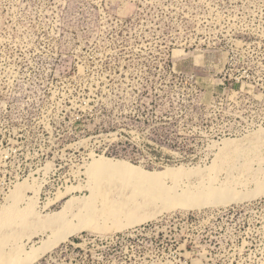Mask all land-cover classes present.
<instances>
[{
    "label": "rangeland",
    "instance_id": "374dc122",
    "mask_svg": "<svg viewBox=\"0 0 264 264\" xmlns=\"http://www.w3.org/2000/svg\"><path fill=\"white\" fill-rule=\"evenodd\" d=\"M99 156L181 184L262 172L264 0H0V208L44 220L69 201L71 217ZM123 185L94 204L112 215L129 197L132 223L97 220L33 264H264V194L167 210ZM27 220L13 228L30 245Z\"/></svg>",
    "mask_w": 264,
    "mask_h": 264
},
{
    "label": "bare ground",
    "instance_id": "6f19581e",
    "mask_svg": "<svg viewBox=\"0 0 264 264\" xmlns=\"http://www.w3.org/2000/svg\"><path fill=\"white\" fill-rule=\"evenodd\" d=\"M230 141L225 140L224 143ZM240 153L241 151L236 154ZM212 167L211 165L206 169L209 171ZM86 172L90 177V195L86 198L84 207L72 213L71 217L66 209L69 201L61 211L50 214L44 220L38 216L40 213H37L31 202L24 207L7 202L0 208V264H33L73 233L85 228H97L99 226L97 220L101 222V220L118 216L123 219L121 225L132 223L129 212L141 208V205L135 204L129 197L122 201V208L113 210L112 215L106 212L109 207L105 203L102 205V210L95 207L94 203L99 193V187L104 183L119 181L121 185L124 184L123 186H135L149 200L157 202L160 209L167 210L176 207L191 209L209 207L210 205L226 206L232 202H242L264 194V169L260 173L238 176L239 179L221 183H215L210 178H206L195 183L181 184L179 182L180 175L185 174H181L180 171L173 168L149 172L126 160L99 156L94 157L86 165ZM164 178H169L171 183L165 184ZM240 186L241 188H239ZM127 208L130 211L127 212ZM29 217H33L35 220L29 224L38 225L42 228V232L38 242L27 245V242L25 243L23 240L26 232L13 227L14 225L27 227V218ZM26 239H30V236H27Z\"/></svg>",
    "mask_w": 264,
    "mask_h": 264
},
{
    "label": "built area",
    "instance_id": "2783aa9c",
    "mask_svg": "<svg viewBox=\"0 0 264 264\" xmlns=\"http://www.w3.org/2000/svg\"><path fill=\"white\" fill-rule=\"evenodd\" d=\"M239 76V75H238ZM241 75H240V77H234V82H233V84L235 85V88L237 89V95H239V96H241V85H239V86H237L238 85V83H240L241 84Z\"/></svg>",
    "mask_w": 264,
    "mask_h": 264
}]
</instances>
